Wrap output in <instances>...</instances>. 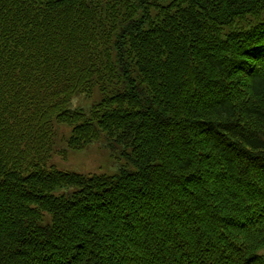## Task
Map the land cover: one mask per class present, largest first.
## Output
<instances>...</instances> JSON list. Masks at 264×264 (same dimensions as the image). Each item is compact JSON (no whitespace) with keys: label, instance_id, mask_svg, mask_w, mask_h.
<instances>
[{"label":"trees","instance_id":"1","mask_svg":"<svg viewBox=\"0 0 264 264\" xmlns=\"http://www.w3.org/2000/svg\"><path fill=\"white\" fill-rule=\"evenodd\" d=\"M0 264H264V0H0Z\"/></svg>","mask_w":264,"mask_h":264},{"label":"rangeland","instance_id":"2","mask_svg":"<svg viewBox=\"0 0 264 264\" xmlns=\"http://www.w3.org/2000/svg\"><path fill=\"white\" fill-rule=\"evenodd\" d=\"M243 23H234L232 30L243 29ZM98 99L97 92L91 96L84 98L83 96L76 99L73 103L74 106H80L86 108L94 100ZM69 130L66 127L58 126L55 133V141L57 142L56 149H64L65 145L61 139H64L68 135ZM104 141L95 143L84 151L72 152L67 150L66 154L62 151L55 152L52 157L51 163L56 169L66 171L69 173H75L79 175H113L118 173L119 167H123V160H115L110 156L109 150L105 147ZM114 150V148L112 149ZM65 154V156H64ZM117 162V163H116Z\"/></svg>","mask_w":264,"mask_h":264}]
</instances>
